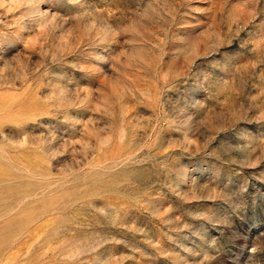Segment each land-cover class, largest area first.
I'll return each instance as SVG.
<instances>
[{"label":"rangeland","instance_id":"obj_1","mask_svg":"<svg viewBox=\"0 0 264 264\" xmlns=\"http://www.w3.org/2000/svg\"><path fill=\"white\" fill-rule=\"evenodd\" d=\"M0 264H264V0H0Z\"/></svg>","mask_w":264,"mask_h":264}]
</instances>
